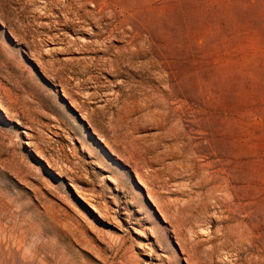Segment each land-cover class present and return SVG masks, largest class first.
Listing matches in <instances>:
<instances>
[{
	"label": "rangeland",
	"instance_id": "rangeland-1",
	"mask_svg": "<svg viewBox=\"0 0 264 264\" xmlns=\"http://www.w3.org/2000/svg\"><path fill=\"white\" fill-rule=\"evenodd\" d=\"M0 264H264V0H0Z\"/></svg>",
	"mask_w": 264,
	"mask_h": 264
},
{
	"label": "bare ground",
	"instance_id": "bare-ground-1",
	"mask_svg": "<svg viewBox=\"0 0 264 264\" xmlns=\"http://www.w3.org/2000/svg\"><path fill=\"white\" fill-rule=\"evenodd\" d=\"M68 4H69V2H68ZM73 5V4H72ZM72 7V6H71ZM73 8V7H72ZM78 9V8H77ZM79 10V9H78ZM100 14V13H99Z\"/></svg>",
	"mask_w": 264,
	"mask_h": 264
}]
</instances>
